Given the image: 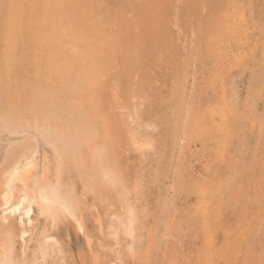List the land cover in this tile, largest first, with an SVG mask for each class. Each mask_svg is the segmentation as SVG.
<instances>
[{"label":"rangeland","instance_id":"374dc122","mask_svg":"<svg viewBox=\"0 0 264 264\" xmlns=\"http://www.w3.org/2000/svg\"><path fill=\"white\" fill-rule=\"evenodd\" d=\"M41 1L5 118L59 110L41 126L74 215L10 217L0 263L264 264V0Z\"/></svg>","mask_w":264,"mask_h":264},{"label":"bare ground","instance_id":"6f19581e","mask_svg":"<svg viewBox=\"0 0 264 264\" xmlns=\"http://www.w3.org/2000/svg\"><path fill=\"white\" fill-rule=\"evenodd\" d=\"M240 1L243 0H231L233 10L236 8V3ZM39 3L42 6L44 4L41 0H0V165L2 164L0 167L3 169L5 177L4 184L0 190V230L3 227H7L6 223H9V219L12 217L15 219L19 218L18 222L22 226V233L27 232V228L23 227L32 223V215L36 212L47 214V216L53 218L52 220L56 219L58 210L74 215L70 208L71 206L59 198L56 184L58 179L53 177L56 176L53 167L59 165V161L62 160L60 158L62 153L56 143L48 137L46 127L41 126L43 122L41 115H44L46 120L51 117V113L58 115L60 113L59 110L51 109L48 106V108L41 111V106L36 105L33 111L39 110V112H35L33 115L35 121L33 126H27V124L22 123L18 127H10L5 118L10 114L12 106L9 91L16 87V77L24 74L27 68V64L23 59L26 54L25 49L36 45L29 43L28 39L23 38L20 31L25 27L23 21H25L26 27L29 26V16L33 14L34 6H39ZM230 14L224 25L222 24V30L226 28V31L223 30V32L234 34L232 31L233 23H231L234 11ZM224 16L228 17V15ZM244 25L241 21L238 24L240 29ZM222 34L221 36L224 35ZM239 37L242 38L241 36ZM37 43L39 44L40 40ZM40 47H47L46 42L42 41ZM46 65L51 76L53 69H56V63L49 51H47ZM73 67L78 70L83 68L75 62ZM65 74L62 73L61 77H66ZM71 82L74 83L73 80ZM70 92L72 95L77 94V96H80L79 93L84 91L82 88H74ZM63 99L61 98L62 102ZM88 102L87 116H95L94 102L92 100ZM66 103L71 104V102L67 101ZM76 104L81 107V112L84 111L87 105L82 99ZM56 123L59 122H45L48 127ZM79 226L82 227L83 224L81 223ZM22 237L25 241L24 234ZM45 239L47 244L49 243L48 245L51 244V246L55 245L57 241L54 235H47Z\"/></svg>","mask_w":264,"mask_h":264},{"label":"snow or ice","instance_id":"6c2138e0","mask_svg":"<svg viewBox=\"0 0 264 264\" xmlns=\"http://www.w3.org/2000/svg\"><path fill=\"white\" fill-rule=\"evenodd\" d=\"M30 214V213H29Z\"/></svg>","mask_w":264,"mask_h":264}]
</instances>
